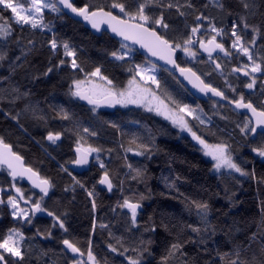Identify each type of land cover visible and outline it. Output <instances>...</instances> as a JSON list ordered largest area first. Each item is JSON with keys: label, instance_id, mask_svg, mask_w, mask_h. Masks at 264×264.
Listing matches in <instances>:
<instances>
[{"label": "trees", "instance_id": "trees-1", "mask_svg": "<svg viewBox=\"0 0 264 264\" xmlns=\"http://www.w3.org/2000/svg\"><path fill=\"white\" fill-rule=\"evenodd\" d=\"M73 2L76 6H83L86 3L110 4L112 0H74ZM167 2L168 0H165V3ZM179 2L184 3L185 0H179ZM192 2L198 11H203L209 18H215L217 27H225L227 33L231 30L232 21L237 18V14L246 15L250 24L261 25L262 31L257 38L256 47L264 48V0H255L256 7L249 12L244 11L240 0H221L224 10L214 6L212 0H192ZM13 3L25 7L29 6L30 0H13ZM229 11L233 15H227ZM154 14L159 15V10H155ZM196 14L197 12L189 10L185 19L178 17L175 9L165 10L166 17L171 19L180 30H184L186 24L190 28L194 24ZM12 15L10 9L0 5V23H6L12 29V35L6 42L0 40V49L5 50L8 56L6 61L0 62V77L5 78L0 80V137L6 144L12 146L13 151L23 157L24 163L38 172L40 177L52 180L55 187L50 190V195L45 197L46 207L56 215L63 216L68 228V232L64 233L57 225L51 229L52 235L49 237L47 230L53 225L51 217L37 215L33 218V223L29 225L23 221H13L6 204L0 205V238L8 228L12 227L20 228L27 238L23 243L25 253L23 264H70L72 258L74 256L78 258V256L65 250L62 240L69 239L77 243L86 256L90 238L94 254L101 264H104L105 260L108 264H128L124 256L111 253L108 249L109 243L115 244V239L109 235L110 232L115 237L123 236L126 247L137 246L140 239L151 240L148 251L143 255L145 264H163L162 258L167 255L166 249L173 242L175 232L166 231L161 221L168 224L170 229L177 224L202 227L195 206H189L193 200L209 204V220L215 227V233L206 237L209 241L207 254L202 252L198 244L185 246L184 254L189 261H192V264H229L232 259H235V245L240 246L241 259H251L255 256L257 262L264 261V254L261 252V249H264V211L261 210L264 204V158L251 151L252 147L261 144V136L258 132L253 140L242 136L235 128V122L242 121L247 114L243 112V115H237L231 106L218 99L209 98L198 101L168 73L161 71L162 79L167 80L169 90L178 99L184 103L199 104L205 118H211L210 126L208 124L201 126L199 121L189 119L193 130L203 135L212 144L219 142L220 139L228 140L237 162L248 173L247 176L236 173L227 175L226 172L220 175L213 169L212 162L202 155L193 139L179 132L165 118L137 106L128 107L125 110H119L116 107L114 110L97 109V114H93L91 107L70 98L68 76L73 75L70 68L54 69L49 75H43L64 55L62 47L59 52L53 53L47 43L52 39L53 33L40 29L33 30L31 25L18 23ZM44 18L46 22L54 26V32L60 42L68 40L76 47L78 62L86 68V71L101 65L104 75L121 83L128 80L129 77L124 72L128 64H115L107 56L108 51L113 50L114 46H119L115 38L104 31L94 34L63 12L57 15L46 9ZM178 35L180 32L169 31L168 33L170 38ZM246 38L248 41L251 40L250 31ZM29 40H35L34 48L28 44ZM219 41L224 43L226 48H231L230 39ZM180 55L183 60V54ZM220 56L217 58L218 62H220ZM17 57L21 58L18 64ZM143 60L144 56L138 51L133 62L139 63ZM207 60L199 54L197 60L192 63L201 72H212L207 79L213 86L225 90L231 98L233 96L231 89L227 88L223 77L212 71L213 65L205 63ZM223 62L230 68L239 67L247 61L241 55L230 62L223 59ZM224 72L227 75L225 69ZM74 75L77 78H83L80 73ZM256 75L258 83L254 90L243 87L249 80L242 74H236L230 82L242 90L246 98L251 97L259 102L260 99H264L259 95L261 91L259 81H264V75ZM238 76L239 79H237ZM13 87L19 88L21 93L29 92L30 95L21 96L19 100L11 102L13 97L9 93ZM5 89L9 92H5ZM236 95L238 96L239 92ZM26 105L36 106L39 114L45 117V121L35 119L31 111H24ZM61 106L74 113L75 120L82 122L81 131L83 127L88 126H91V130L98 131V138L84 137L87 142L85 145L113 149L111 155L105 151L99 157L112 174L113 191L106 192L98 184L102 175L98 161H91V166L84 172L73 170L70 161L75 159L76 135L65 132L57 145H51L45 139L49 130L61 131L74 127L73 123L62 121L57 116V109ZM18 112L20 113L19 123L12 120L11 116L5 115V113L16 115ZM104 121L116 122L120 125V132L127 135L121 137L120 132L111 128L109 124L103 123ZM148 129H151L154 138L151 157L126 153L125 149L130 146L131 136L147 138ZM121 143L124 145L123 148L120 147ZM131 147L135 148L134 145ZM61 164H65L77 179L85 183L86 187L95 186L98 205L95 213L92 212V199L86 191L79 187L74 192L71 188L67 192L64 191L65 185L71 186L72 180L60 170ZM129 164L134 168H146L143 180H132L134 173L129 172ZM121 181H123L122 185ZM11 183L6 169L0 167V186L8 188ZM16 183L27 195L31 193L37 197L40 195L26 183L22 181H16ZM167 184H175V188L170 189ZM9 194V191L3 194L5 201ZM141 195L144 197L142 201L139 200ZM125 198L142 204V208L138 210V223L141 227L139 231L131 234L125 231L124 224L126 219H130V214L118 207L115 214L113 213V207L118 202L122 203ZM94 216L97 221L95 231L92 227ZM153 222L157 225L156 231L144 232V228H151ZM100 224H108L109 228L102 229ZM38 228L44 236L37 234ZM188 235L191 233L186 230L185 238ZM253 235L255 239L252 238ZM230 252L232 255H228ZM129 254L133 257L136 255L134 252ZM168 259L169 264H185L180 257Z\"/></svg>", "mask_w": 264, "mask_h": 264}, {"label": "snow or ice", "instance_id": "snow-or-ice-1", "mask_svg": "<svg viewBox=\"0 0 264 264\" xmlns=\"http://www.w3.org/2000/svg\"><path fill=\"white\" fill-rule=\"evenodd\" d=\"M212 3L220 10H224V4L221 3V0H212ZM240 3L245 12L253 11L256 7L255 0H240ZM0 5L10 9L18 23L31 25L33 30L40 29L41 31L53 33L52 39L48 40L47 43L53 53L59 52L62 47L64 55L57 64L49 67L43 75H49L54 69L63 70L64 67L70 68L73 75L68 76L70 81L68 95L72 99L87 101L93 114H97V109L102 105H107L108 107L135 105L144 108L149 113L154 112L156 115L163 116L166 120L171 121L172 125L181 131H187L192 139L202 147L204 155L211 157L213 168L218 174L224 175V170H227V175L238 173L240 176H247L248 173L237 162V158L233 154L232 145L228 140L220 139L219 142L211 144L203 135L197 134V131H194L192 126H190L187 117L199 121L201 126L206 124L210 126L211 118H205L203 109L199 104L184 103L181 99H178L169 90L167 80L161 77V71H163L168 73L177 83H181L176 76L178 73L179 77H182L192 88L204 96H208L210 93L212 97H219L222 101H226L229 106H234V111H236L237 115H243L240 110L250 113V116H244L242 121L237 120L235 128L238 129L242 136L250 137L253 140L259 132L261 144L252 147L251 151L264 158V99H260L257 102L251 97L246 98L245 93L234 86L228 79V75L242 74L243 77L249 80L243 87L248 90H254L258 83L256 74L264 75V48L258 49L256 47L257 38L261 35L262 27L260 24H250L246 15L237 14V18H234L231 24V34L228 36L225 27H217L215 18H209L204 15L203 11H198L192 0H185L184 3H180L179 0H168L167 3H165V0H112L110 4L93 5L86 3L83 6H76L73 0H31L28 8L23 5L17 7L13 0H0ZM46 9L57 15L62 13V9H68L76 16L82 17L97 32L102 31V25H107V30L114 34V38H120L119 46H114L113 50L107 52V56L115 64H128V67L124 68V72L129 77L128 80L121 83L108 75H104L101 65L94 67L91 71H86V68L78 62L79 56L76 47L68 40L60 42L54 32V26L45 21L44 11ZM173 9H175L178 17L185 19L189 14V10L197 12L194 24L190 28L186 24L184 30L178 29L172 20L165 15V10L172 11ZM155 10H159V15L154 14ZM227 15H233V13L229 11ZM169 31L180 32V35L170 38L168 36ZM249 31L251 32L250 41L246 38ZM11 35L12 29L6 23H0V40L6 42ZM226 36L231 40L230 49L226 48L224 43L218 41V37L223 39ZM35 43V40L28 41V44L33 48ZM197 44L199 49L196 48ZM136 45H139L140 49H143L146 53L144 60L139 63L133 62L138 54ZM233 49L235 52L232 51ZM217 50L218 53H223V58L229 62L242 55L247 58V63H242L239 67L233 66L226 75L224 72L225 65L218 62L213 56L214 53H217ZM201 51L208 56V60L205 63L215 65L212 71L224 78L225 85L233 93L231 98L226 94L225 90L213 86L207 79L212 75V72H201L192 63V61L197 60ZM181 53L183 54V60H181ZM7 59V52L0 49V62H4ZM20 59V57L16 58L17 64ZM49 62L51 63V60ZM75 73L82 74L83 78H77L74 75ZM239 78L238 76L237 79ZM4 79L0 77V80ZM259 83L261 85L259 95L264 97V81H259ZM4 91L9 92L7 89ZM237 92H239L238 96L236 95ZM9 94L13 97L11 102L19 100L21 96L30 95L29 92L21 93L20 89L16 87H13ZM24 111H31L35 119L45 121V117L39 114L36 106L26 105ZM5 115L11 116L12 120L19 123V112L16 115H11L10 113H5ZM57 116L62 121L73 123L74 127L61 131L49 130L45 139L51 145H57L61 142L65 132L76 135L75 159L71 160L70 164L74 168L91 166L90 158L95 154L102 170L98 184L106 186L109 192L113 191L112 174L107 170L104 161L99 159L102 152L106 151L111 155L113 149L94 147L91 144L85 146L87 142L84 137L98 138V131L91 130V126L83 127L81 131L82 122L75 120L74 113L70 112L69 109L62 106L58 107ZM222 119H227V117H222ZM103 123L109 124L111 128L120 132V125L116 122L104 121ZM212 134L215 135V133ZM120 135L123 137L127 134L120 132ZM129 145L125 149L126 153L133 152L136 156H147L150 158L154 149V138L152 137L151 129H148L147 138L132 135ZM132 145L135 148L131 147ZM120 147H124L123 143L120 144ZM21 160L22 158L13 152L11 147L0 137V165L7 166L8 176L12 181L8 186V191L13 193L7 195L5 202L3 199L5 189L0 186V205L6 204L13 221H23V223L29 225L33 223L34 217L40 213H45L53 220V225L47 230L49 237L52 235L51 229L57 225L64 233H67L68 228L64 217L56 215L46 207L45 197H48L50 190L55 187L52 180L47 177L41 178L39 173L32 168L24 167ZM128 169L129 172L134 173L131 177L133 181L143 180L147 171L146 168H134L131 164L128 165ZM60 170L70 176L72 180L71 186L65 185L64 191L67 192L71 188L74 192L77 187L86 191L87 195L92 198V212L95 213L98 207L94 190L95 186L92 190H89L85 183L77 179L65 164L60 165ZM23 177H27L33 188L39 189L40 195L38 197L35 194L27 195L22 188L17 187V179ZM122 184L123 181H121ZM167 187L170 189L175 188V184H167ZM143 199L144 197L141 195L139 200L142 201ZM21 201L28 207H22ZM192 205L195 206L196 214L200 218L202 227L199 225L193 226L192 224H177L170 229L168 224L161 221L166 231L175 232L173 242L166 249L167 255L162 258L163 264H169L168 258L175 257H180L185 261V264H192V261H189L184 254V248L188 244H198L204 254L208 253L207 245L209 241L206 237L215 233V227L210 224L209 220L210 206L207 202L195 200L190 202L189 206ZM117 207L121 210L126 208L130 212V219L124 221L125 231L129 234L139 231L141 226L138 223V210L142 208V204L139 201L132 202L130 198H125L122 203L118 202L113 207L114 214ZM261 210L264 211V204H262ZM96 226L97 221L94 216L92 222L93 231H95ZM100 228L107 230L109 225L100 224ZM156 228L157 225L153 222L151 228H144V232H155ZM186 230L191 233L187 238H185ZM37 234L44 236V233L39 228L37 229ZM109 235L115 239V244L109 243L107 245L111 253L124 256L128 264H145L143 255L148 251V245L152 243L151 240L140 239L137 246L126 247V241L123 236L115 237L111 232ZM252 238L255 239V235ZM26 239L24 232L20 228H8L2 238H0V264H23L25 260L23 243ZM62 244L65 246V250L79 257L76 258L74 256L70 264H101L94 254L91 238L88 241L87 260H84V252L77 246V243L69 239H63ZM121 249L123 250L121 251ZM234 249L235 259H232L229 264H264V261L257 262L255 256L251 259H241L240 246L235 245ZM130 252H134L136 254L135 257L129 254ZM261 252L264 254V249H261ZM228 255H232V253L230 252ZM104 264H108V262L105 260Z\"/></svg>", "mask_w": 264, "mask_h": 264}, {"label": "water", "instance_id": "water-1", "mask_svg": "<svg viewBox=\"0 0 264 264\" xmlns=\"http://www.w3.org/2000/svg\"><path fill=\"white\" fill-rule=\"evenodd\" d=\"M73 1H74V0H73ZM61 7H62V6H61ZM62 12H63L66 16H69L70 18H72L73 20L80 22L84 27H86V28H87L89 31H91L92 33H94V34H99V33L101 32V31H100V32H97L96 30L92 29V27H91V25H90L89 23H87L86 21H84L82 17L76 16V14L72 13L70 10H68V9H62ZM114 14H115V13H114ZM102 31L106 32L108 35H110L111 37L114 38V34H112V33L110 32V30H107V25H102ZM115 39L119 42V39H120V38L115 37ZM219 42H221V41H219ZM135 47L138 49V51L141 52V54H142L143 56L146 55V53L144 52V50H143V49H140V46H139V45H136ZM196 48L199 49V45H198V44L196 45ZM217 53H218V50H217ZM217 53H214V54H213V56H214L215 59H216L217 57H219V55L222 54V53H218V55H217ZM199 54L202 55L203 57H205V58L208 59V56H207L206 53H203V52L201 51V52H199ZM160 63H163V62H160ZM213 67H215V65H213ZM176 76L180 79V81H181L180 84L183 85V87L187 90V92H188L191 96H193L196 100H198V101H200V100L204 101V100H207V99H209V98H210V99H211V98H214V99H218V100L222 101L219 97H212L210 93L208 94V96H204L202 93H199L196 89L192 88V86H191L190 84H188L187 81H184L182 77H179V74H178V73L176 74ZM77 101H79V102L82 103V104L84 103V104H86L87 106L91 107L90 105H88L87 101H83V100H79V99H77ZM222 102H223V103H227L226 101H222ZM116 106H117V105H116ZM116 106H114V107H108L107 105H102V106H101L100 108H98V109H105V108H106V109H108V110H114ZM231 108L234 110V106H231ZM240 111H241V112H244L245 114H247V116H250V113L246 112L245 110H240ZM7 145H8V144H7ZM10 147H11V150L13 151L12 146H10ZM13 152H14V151H13ZM15 153H16V152H15ZM16 154H17V153H16ZM74 154H75V153H74ZM130 154H134V153H133V152H130ZM17 155H18V154H17ZM21 158H22L21 163L23 164V166L26 167V168H28V166L24 163V159H23V157H21ZM90 159L92 160V157H91ZM0 167L5 168V169L8 171L6 165H0ZM88 167H89V166H86L85 168H74V167H73V169H74V171H77V172H84V171H86V169H88ZM30 168H31V167H30ZM33 170H34V169H33ZM34 171H35V170H34ZM9 178H10V177H9ZM41 178H42V177H41ZM10 179H11V178H10ZM19 180H21L22 182L26 183V184H27L32 190H35V191H37L38 193H40L38 188H33L31 182L27 179V177L18 178L17 181H19ZM100 186H101L103 189H105L106 192H108V189H107L106 186H103V185H100Z\"/></svg>", "mask_w": 264, "mask_h": 264}, {"label": "rangeland", "instance_id": "rangeland-1", "mask_svg": "<svg viewBox=\"0 0 264 264\" xmlns=\"http://www.w3.org/2000/svg\"><path fill=\"white\" fill-rule=\"evenodd\" d=\"M14 4H16V3H14ZM30 4H31V0H30ZM30 4H29V6H30ZM17 5V7H19L20 5L19 4H16ZM4 6V5H3ZM29 6H25V8H28ZM118 11V10H117ZM12 17H13V19L14 20H16L15 19V17H14V15H12ZM230 34H231V30L228 32V36H230ZM209 35H210V33H209ZM228 37L226 36V37H224L223 39H221V38H219L218 37V41L219 40H226ZM230 46H231V41H230ZM234 50V49H233ZM235 51V50H234ZM224 57V54L222 55V56H220V62L221 63H224L223 62V58ZM245 59H246V61H247V58L246 57H244ZM218 60V59H217ZM247 63V62H246ZM224 65H225V67H224V69H225V71H226V73L228 74L229 72H230V70H231V68L232 67H230V68H228V66H227V64L226 63H224ZM243 76V75H242ZM233 78H235V76H233V75H228V79L229 80H231V79H233ZM97 83H99V81H97ZM128 107H136L135 105H128L127 107H122V106H120V105H118L116 108L117 109H119V110H125L126 108H128ZM154 113V112H153ZM155 114V113H154ZM158 116V115H157ZM160 116V115H159ZM162 118H164L163 116H161ZM187 119L189 120V119H192L191 117H187ZM169 121V120H168ZM171 122V121H170ZM175 127V126H174ZM175 128H177V127H175ZM178 130H179V132H181L182 134H185V135H187V136H189L190 138H192L191 137V135L187 132V131H181L179 128H177ZM194 141V143L196 144V146L198 147V149H200V151H201V153H202V155L206 158V159H209L210 161H211V157H209V156H205L204 155V152H203V150H202V147L198 144V142H196L195 140H193ZM210 143V142H209ZM212 144V143H211ZM214 144V143H213ZM85 146H87V145H85ZM92 161L93 162H96L97 161V159H96V157H95V154H93L92 155ZM212 162V161H211ZM212 165H213V162H212ZM214 169V168H213ZM7 171V170H6ZM216 172V171H215ZM224 172H226L227 173V170H224ZM235 174V173H234ZM236 174H238V173H236ZM19 182H21V181H19ZM17 187H19L18 185H17ZM5 189V191H8V188H4ZM10 192V194H13L11 191H9ZM30 195H33L32 193L30 194ZM7 200V199H6ZM6 202V201H5ZM21 206L22 207H28V205H25L24 203H23V201H21ZM125 210L130 214V212L128 211V209H126L125 208ZM10 211V210H9ZM38 215H46L45 213H40V214H38ZM79 258V257H78ZM84 258V260H87V255L86 256H84L83 257Z\"/></svg>", "mask_w": 264, "mask_h": 264}, {"label": "built area", "instance_id": "built-area-1", "mask_svg": "<svg viewBox=\"0 0 264 264\" xmlns=\"http://www.w3.org/2000/svg\"><path fill=\"white\" fill-rule=\"evenodd\" d=\"M89 190H92L93 189V187H87ZM95 190V189H94ZM96 192V191H95ZM87 193V192H86ZM91 198V197H90ZM92 199V198H91Z\"/></svg>", "mask_w": 264, "mask_h": 264}]
</instances>
